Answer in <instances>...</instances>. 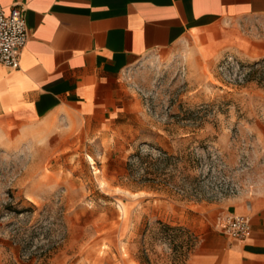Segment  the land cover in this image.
Returning a JSON list of instances; mask_svg holds the SVG:
<instances>
[{
  "label": "rangeland",
  "instance_id": "374dc122",
  "mask_svg": "<svg viewBox=\"0 0 264 264\" xmlns=\"http://www.w3.org/2000/svg\"><path fill=\"white\" fill-rule=\"evenodd\" d=\"M217 38L130 68L103 131L65 116L0 131V264H186L231 199L264 191V54Z\"/></svg>",
  "mask_w": 264,
  "mask_h": 264
},
{
  "label": "crops",
  "instance_id": "0c3cea01",
  "mask_svg": "<svg viewBox=\"0 0 264 264\" xmlns=\"http://www.w3.org/2000/svg\"><path fill=\"white\" fill-rule=\"evenodd\" d=\"M24 8L29 39L20 67L0 63V131L75 118L103 131L125 111V73L149 54L204 33L217 46L264 54L241 23H264V0H0ZM227 23L228 26L224 24ZM251 218L242 241L210 228L186 264H264V191L227 203Z\"/></svg>",
  "mask_w": 264,
  "mask_h": 264
},
{
  "label": "built area",
  "instance_id": "2783aa9c",
  "mask_svg": "<svg viewBox=\"0 0 264 264\" xmlns=\"http://www.w3.org/2000/svg\"><path fill=\"white\" fill-rule=\"evenodd\" d=\"M24 12V8L17 5L8 12L0 6V63L10 69L20 67L21 51L29 39ZM217 226L235 241L245 240L252 233L251 218L244 214L221 216Z\"/></svg>",
  "mask_w": 264,
  "mask_h": 264
}]
</instances>
